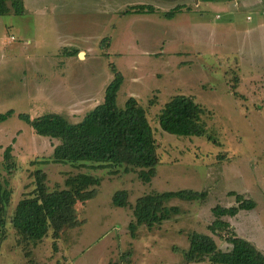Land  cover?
Wrapping results in <instances>:
<instances>
[{
    "label": "rangeland",
    "instance_id": "rangeland-1",
    "mask_svg": "<svg viewBox=\"0 0 264 264\" xmlns=\"http://www.w3.org/2000/svg\"><path fill=\"white\" fill-rule=\"evenodd\" d=\"M21 1V14H0V112L13 111L0 121V184L9 191L0 264H211L206 255L185 263L183 252L192 231L227 247L224 231L207 228L215 217L264 253V232L255 231L258 222L264 226V21L258 16L264 0ZM140 3L153 11L122 12ZM109 63L122 75L116 105L133 96L153 128L158 161L147 181L136 166L40 162L55 138L35 133L16 115L55 112L79 120L101 100L112 77ZM234 65L233 86L224 72ZM174 93L190 95L203 108L200 135L158 126L156 115ZM7 144L10 169L2 158ZM34 167L45 171L49 188L62 187L77 172L99 177L96 194L76 204L81 223L55 239L49 233L25 238L9 221L16 200L33 187ZM183 188L204 190L203 196H171L165 204L175 211L151 225L129 226L138 195ZM117 189L126 191V205L112 202ZM235 194L254 206L213 214L214 205L236 204Z\"/></svg>",
    "mask_w": 264,
    "mask_h": 264
},
{
    "label": "trees",
    "instance_id": "trees-1",
    "mask_svg": "<svg viewBox=\"0 0 264 264\" xmlns=\"http://www.w3.org/2000/svg\"><path fill=\"white\" fill-rule=\"evenodd\" d=\"M179 7L175 5L171 10H167L165 16L172 17L173 12ZM9 9L21 14L22 1L0 0V14ZM152 9L151 5L140 3L132 4L122 12L153 11ZM103 39L104 37L101 40ZM108 66L112 71V77L103 89L101 100L79 120L68 121L55 112L29 116L27 112L21 111L16 115L35 133L55 138L56 142L53 143L48 158H39L40 162L88 161L86 163H89L91 168L109 164L136 166L140 179L147 181L155 173L158 161L153 128L146 117L143 105L133 96H128L123 106L116 105L115 95L122 75L113 64L109 63ZM237 71V65H234L224 72L226 80L233 86L237 83ZM12 112L10 108L0 112V121ZM202 112L203 108L190 95L174 93L163 102L156 115V122L162 130L169 133L200 135L202 126L199 123V116ZM10 157V144H7L2 151L7 169L11 167ZM32 183L31 190L16 200L9 219L10 224L25 238L37 240L49 233L55 239L65 227L81 223L76 217V204L96 194L99 177L89 172H77L68 174L62 187L49 188L45 171L40 167H34ZM203 192L204 190L183 188L138 195L131 204L134 222H130L129 226L133 228L135 224L151 225L162 220L170 210L175 211V206L165 204V200L171 196L196 198L203 196ZM235 198L238 200L236 204L214 205L211 211L216 216L232 215L238 209H247L254 205L252 199L242 198L240 194H235ZM8 200L9 191L0 184V226L3 221V207ZM111 200L115 205H126V191L115 190ZM207 228L219 235L218 231H224L223 238L227 247L220 248L211 234L192 231L183 252L185 263L196 262L206 255L211 264H264V253L251 241L231 229L228 221L215 217L207 224Z\"/></svg>",
    "mask_w": 264,
    "mask_h": 264
},
{
    "label": "crops",
    "instance_id": "crops-1",
    "mask_svg": "<svg viewBox=\"0 0 264 264\" xmlns=\"http://www.w3.org/2000/svg\"><path fill=\"white\" fill-rule=\"evenodd\" d=\"M258 16H259V18H260L261 20L264 21V19L261 17V15H258ZM258 16H257V17H258ZM253 202H254V201H253ZM253 206H254V205H253ZM250 208H251V207H250ZM250 208H247V209H250ZM238 210H240V209H238ZM238 210H237L234 214L238 213ZM234 214H232V215H234ZM260 221H261V219H260ZM261 223H262V221H261ZM261 223L258 222L259 229H258V230H255V231H257L256 233H258V232H260V231H261V232H262V231L264 232V226H263V223H262V224H261ZM234 229H235V228H234ZM235 231H236V230H235ZM251 235H253V233H251L250 236H251ZM259 236H260V235H259ZM251 242H252V241H251ZM225 243H226V242L223 240V246H225ZM226 244H227V243H226Z\"/></svg>",
    "mask_w": 264,
    "mask_h": 264
},
{
    "label": "built area",
    "instance_id": "built-area-1",
    "mask_svg": "<svg viewBox=\"0 0 264 264\" xmlns=\"http://www.w3.org/2000/svg\"><path fill=\"white\" fill-rule=\"evenodd\" d=\"M260 15H261V17L264 19V9H262V10L260 11ZM246 18H250V15L247 14V15H246Z\"/></svg>",
    "mask_w": 264,
    "mask_h": 264
}]
</instances>
